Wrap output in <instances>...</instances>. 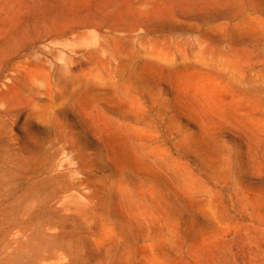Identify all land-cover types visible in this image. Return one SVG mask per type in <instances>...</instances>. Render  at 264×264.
I'll list each match as a JSON object with an SVG mask.
<instances>
[{
    "label": "rangeland",
    "instance_id": "rangeland-1",
    "mask_svg": "<svg viewBox=\"0 0 264 264\" xmlns=\"http://www.w3.org/2000/svg\"><path fill=\"white\" fill-rule=\"evenodd\" d=\"M147 60L195 71L219 165L188 146L195 129L162 106L168 86L132 84ZM128 81L143 116L103 101L94 114L149 136L142 155L164 150L198 202L169 214L159 193L138 194L151 217L141 221L139 257L132 234L105 212L113 168L73 105L90 84L119 91ZM227 97L248 106L259 137L226 115ZM122 177L129 184L132 175ZM0 264H264V0H0Z\"/></svg>",
    "mask_w": 264,
    "mask_h": 264
},
{
    "label": "bare ground",
    "instance_id": "bare-ground-1",
    "mask_svg": "<svg viewBox=\"0 0 264 264\" xmlns=\"http://www.w3.org/2000/svg\"><path fill=\"white\" fill-rule=\"evenodd\" d=\"M132 56H134V55H132ZM157 57H159V56L157 55ZM164 59H166V58H164ZM140 64L141 65L139 67H137L138 69L132 74V79H131L132 84L134 83V81L139 80L142 82H151V83H153V85H166V86H168L170 89V92H171V98L167 102H164V104L162 106L164 108H166V111H169L171 113L173 122H179V121L185 119L195 129L194 132L192 131L193 133L190 131L192 133L190 136L187 135L188 136V139H187L188 146L193 151H195V152L199 153L201 156H203L206 159L207 163H209L210 165H212V166L219 165L221 163V160H223L224 158L222 159V157H221L220 149L218 147L219 145L217 144L216 137L212 133V129L210 126L209 117H210V120L213 119V118H211V117H213L212 111L210 112V109L212 107L210 108V105H208L206 107L207 110L209 109V111L207 112L208 114L206 113L208 115V117H206L205 116L206 111H203L200 108V106H201V102H200L201 99L200 98H202L204 96H201L200 93L198 92V89L196 88V83H195V78H194L195 71L193 72L192 68H191L192 70H185V69L184 70H180V69L170 70L169 68L162 66V64L160 65L155 61H148V60L145 61L144 63L140 62ZM113 65H115V63ZM122 68H124V67H122ZM128 68H130V67H128ZM123 70H125V69H123ZM196 75H197V73H196ZM109 76H111V75H109ZM124 84H125V82H124ZM130 84H131V81H128L126 83V85L121 86L119 91L114 90L110 87L102 88V87H98L97 85L90 84V85H88V87H86L85 89L80 91L79 94L74 98V102H73L74 104L73 105H74L76 111L80 114V116L87 122L86 128H88V131L93 136V138H95L96 140H100V142L103 143L105 151H106V157H107L106 159H108V161H109L108 163H110L112 168H113V172H114L113 173V181H112L111 185L108 187V189L106 190L107 191L106 192V194H107L106 199L107 200L105 203V212H106L108 217L115 219L127 231V233L132 234V236L135 240L134 242L136 243L135 255H136V257H139L144 251V246L141 243H143V241L145 239L144 238L145 225H142L141 221L144 220V222L147 221V223H148V221H150L151 217L148 213H146V211H144L143 208H141V206L139 205V201L137 199V196L139 197V195H143L146 192L159 193L161 195V198L159 197L161 207L163 208V210L165 212H167L169 214H178V212H180L184 209H190L191 208V210H192V207H195V206L197 207L198 202H197L196 195H195L196 193L195 194L193 193V189L191 188V186L182 181V177L185 174V172L182 171V169L180 168L179 165L171 164V163L166 161L168 158H166V152L164 150L154 149V150L149 151L146 155H142L141 146L139 144V141H140V143H142V142L146 141L149 138V136H147L146 134L139 133V132L134 131V130L122 129V128L117 127V126L113 125L112 123L108 122V120L107 121L104 120L106 117L103 119L99 115L94 114V110H93L94 105L97 104L98 102L103 101L104 103H107V105L110 104V105H113V106L119 108L123 113L127 114L128 116H130L132 118H137L141 115L143 116L144 108L140 104L139 97L137 96L140 93L135 95V93L133 92L132 96L126 94V92L129 91ZM147 88H149V87H147ZM137 92H139V91H137ZM145 92H147V91H145ZM203 92L205 93V91H203ZM221 92H223V91H220V93ZM224 93L222 95H224ZM128 94H131V93H128ZM157 94L155 91L148 92V96L152 100L151 106L154 109L159 104ZM144 95H145V93H144ZM212 95H214V94H212ZM222 95H221V97H222ZM227 99H229V98L227 97ZM202 101H204V99ZM228 101H229L228 105H227L228 110L226 111L227 112L226 115L232 116L236 121L235 123L239 124L241 129L245 128L246 131H247V129L251 130L259 137V131L257 130V128L256 127L254 128L253 125H251V127H249V122L246 119V110H247L246 108L248 106H246V108H245V105H243L242 103L232 101L230 99ZM142 102H143V100H142ZM209 102H210V100H209ZM54 103H56V101L53 102V105H54ZM206 103L207 102H205V104ZM221 104L223 105V103H221ZM97 105H99V104H97ZM213 105H215V104H213ZM66 106H64V107H66ZM145 108H147V107H145ZM214 112H216V111H214ZM221 112H224V111H221ZM56 114L58 115V113H56ZM159 114H160V112H159ZM55 117H56V115H55ZM215 117H216V115H215ZM77 119H79V118H77ZM169 119H170V117H169ZM57 120H58V118H57ZM146 122H147V120H146ZM139 124H140V122H139ZM214 124H216V123H214ZM211 125H213V124H211ZM213 126L215 128H217L215 125H213ZM29 127H31V126H29ZM70 127L68 126V128H70ZM81 127H82V125H81ZM121 127H122V125H121ZM63 128H65V127H63ZM84 128H85V126H84ZM152 128H153V126H152ZM189 128H191V127H189ZM193 128H191V130ZM29 129H32V127ZM158 129H156V131ZM237 129H238V127H237ZM96 130L99 133H96V135H95ZM32 131L33 130H31V132ZM50 131L51 130H49V133H50ZM69 131H67V132H69ZM151 133H153V132H151ZM38 134H40V133H38ZM48 136H51V135H48ZM55 136H57V135L55 134ZM43 138H44V136L42 134V138H40V140H42ZM78 138L81 139V136ZM35 140L36 139H34V141H33L34 142L33 146L37 142V141L35 142ZM37 140H39V138ZM68 141L69 140H67V142ZM26 144H29V143L26 142ZM42 144H44V143H42ZM29 145H31V144H29ZM38 145H40V144H38ZM43 147H44V145H43ZM69 147H70V145H69ZM147 148L148 147H146V149ZM35 149H36V147H35ZM91 149L93 150V148H91ZM223 149H225V148H223ZM165 150H167V149H165ZM98 151H101V149ZM34 152H32V153H34ZM224 152H222V153H224ZM101 154H103V153H101ZM139 155H141V157H139ZM168 157H169V155H168ZM97 165H100V163ZM88 170H90V169H88ZM125 171H129L132 175V178H131V181L129 184L123 183L122 179H121V178H123L122 173ZM91 172H92V170H91ZM139 175H146L147 177H149L151 180L150 186L145 188L143 185L138 184V181H136L137 179H135V178H136V176H139ZM187 180H189V179H187ZM159 209H160V207H159ZM167 213L165 215H167ZM153 231H155V229Z\"/></svg>",
    "mask_w": 264,
    "mask_h": 264
}]
</instances>
